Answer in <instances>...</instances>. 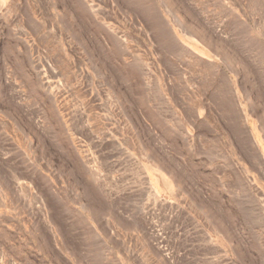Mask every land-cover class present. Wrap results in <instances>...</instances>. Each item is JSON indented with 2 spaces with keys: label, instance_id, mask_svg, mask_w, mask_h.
I'll return each instance as SVG.
<instances>
[{
  "label": "rangeland",
  "instance_id": "1",
  "mask_svg": "<svg viewBox=\"0 0 264 264\" xmlns=\"http://www.w3.org/2000/svg\"><path fill=\"white\" fill-rule=\"evenodd\" d=\"M0 264H264V0H0Z\"/></svg>",
  "mask_w": 264,
  "mask_h": 264
}]
</instances>
